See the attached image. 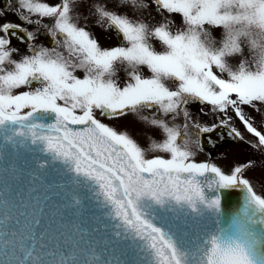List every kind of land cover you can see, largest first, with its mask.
Returning <instances> with one entry per match:
<instances>
[{
  "label": "snow or ice",
  "instance_id": "obj_1",
  "mask_svg": "<svg viewBox=\"0 0 264 264\" xmlns=\"http://www.w3.org/2000/svg\"><path fill=\"white\" fill-rule=\"evenodd\" d=\"M255 180L264 0H3L0 264H264Z\"/></svg>",
  "mask_w": 264,
  "mask_h": 264
},
{
  "label": "rangeland",
  "instance_id": "obj_2",
  "mask_svg": "<svg viewBox=\"0 0 264 264\" xmlns=\"http://www.w3.org/2000/svg\"><path fill=\"white\" fill-rule=\"evenodd\" d=\"M97 32L101 34V31H97ZM105 35H107V34H105ZM154 43L156 44L157 47H159V42L158 41H154ZM249 175L255 176V177H259L260 176V172H259V170H254L253 172L249 173ZM254 183H255V186L257 188V191L264 193V181L255 180Z\"/></svg>",
  "mask_w": 264,
  "mask_h": 264
},
{
  "label": "flooded vegetation",
  "instance_id": "obj_3",
  "mask_svg": "<svg viewBox=\"0 0 264 264\" xmlns=\"http://www.w3.org/2000/svg\"><path fill=\"white\" fill-rule=\"evenodd\" d=\"M12 19H16V17L13 16ZM96 31H101V34H102V35H105V33H103L102 30H100L99 28H97Z\"/></svg>",
  "mask_w": 264,
  "mask_h": 264
},
{
  "label": "water",
  "instance_id": "obj_4",
  "mask_svg": "<svg viewBox=\"0 0 264 264\" xmlns=\"http://www.w3.org/2000/svg\"><path fill=\"white\" fill-rule=\"evenodd\" d=\"M238 191V190H237Z\"/></svg>",
  "mask_w": 264,
  "mask_h": 264
}]
</instances>
